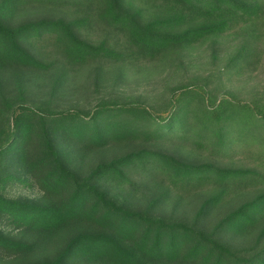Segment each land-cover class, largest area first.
I'll use <instances>...</instances> for the list:
<instances>
[{
	"label": "trees",
	"instance_id": "1",
	"mask_svg": "<svg viewBox=\"0 0 264 264\" xmlns=\"http://www.w3.org/2000/svg\"><path fill=\"white\" fill-rule=\"evenodd\" d=\"M234 32L245 40L227 73L256 56L264 0H0V73H54L52 100L38 107L23 78L14 75L16 99L0 81L1 257L264 264V101L193 81L170 88L162 110L141 96L91 110L52 105L74 70L160 63ZM19 183L43 196L9 197ZM192 197L201 202L193 216L178 217Z\"/></svg>",
	"mask_w": 264,
	"mask_h": 264
},
{
	"label": "rangeland",
	"instance_id": "2",
	"mask_svg": "<svg viewBox=\"0 0 264 264\" xmlns=\"http://www.w3.org/2000/svg\"><path fill=\"white\" fill-rule=\"evenodd\" d=\"M103 36L99 30L93 33L94 40H100ZM244 40L242 35L234 32L218 41L212 40L198 44L177 58L172 57L160 63L140 64L136 67L133 65L124 68L121 65L111 64L97 68V66L88 65L65 76L66 85L56 91L52 105L56 111L75 108L91 110L101 100L122 101L141 96L153 108L162 110L168 101L170 88L193 81L200 84L206 83L212 90H217L219 93L232 92L244 102H263L264 37L256 44L258 51L252 63L239 71L230 73L226 71L229 61ZM14 75L23 78L27 90V102L33 107L42 105L53 94L54 73H31L8 68L0 73V81L4 93L10 99H16ZM171 146L169 149L173 148ZM111 155L112 153L108 152L101 157H111ZM201 155L205 154L201 153ZM241 158L237 160L240 161L239 165L249 167L257 164L252 158ZM7 192L11 198L31 202L38 201L43 196L34 185L25 186L20 183L14 187H8ZM251 195L248 193L246 197ZM187 201L191 204L190 208L185 210L181 208L178 213L180 218L190 219L201 203L193 197ZM182 206H185V203ZM227 210L229 207L226 206L222 209L224 212ZM2 231L11 237L24 238V234L20 233L21 230H15L13 227L4 226ZM14 257L10 260L0 255V264H25L24 258L18 260ZM33 259L34 257L29 258L28 261L31 262Z\"/></svg>",
	"mask_w": 264,
	"mask_h": 264
}]
</instances>
